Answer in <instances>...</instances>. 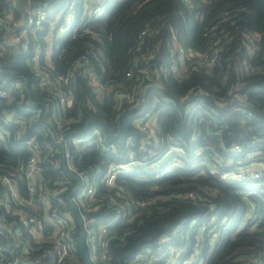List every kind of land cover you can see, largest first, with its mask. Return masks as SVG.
<instances>
[{
	"label": "trees",
	"instance_id": "1",
	"mask_svg": "<svg viewBox=\"0 0 264 264\" xmlns=\"http://www.w3.org/2000/svg\"><path fill=\"white\" fill-rule=\"evenodd\" d=\"M74 1L77 7L81 3V0H0V18L11 12L15 20L25 22L31 6L47 4L55 15ZM192 1L190 6L184 0H107L105 13L91 22V27L100 34L98 38L72 39V33L68 32L53 44L52 64L46 65L42 59V65L54 78L92 48L99 56L97 61L93 59L98 71L104 68L101 82L107 88L101 93L90 87L81 72H76L68 87L73 105L62 112L82 117L81 123L68 131L69 139L99 129L106 143L116 147L112 155L102 154L98 144L69 147L77 164L92 165L89 175L105 172L109 164L126 162L130 151L145 154L138 147L143 134L136 121L150 112L158 120L162 146L182 148L183 154L179 156L174 151L165 155L155 167L120 171L118 186L136 203L158 194L195 191L216 205L213 210L207 202L199 206L183 199L158 200L148 207L135 204L130 220L109 222L113 224L108 244L113 264H125L145 250L157 254L158 243L166 236L172 238L170 245L183 251L181 260H184L195 247L197 229L211 215L216 216L213 226L220 235L212 249L209 236L200 244L203 264H256L264 259V201L259 190L249 195L252 182L222 180L209 172L210 160L216 155L224 162H237L243 157L226 151L233 144L242 146L247 153H260L258 161L264 167V0ZM224 12H229L227 19L222 17ZM216 24L219 50L215 62L197 69L188 63L178 75L169 73L175 61L171 51L173 35L188 50L212 53L216 48L205 35ZM148 25L160 32L140 41L139 34ZM6 26L9 27L0 22V44H5L3 36L21 28ZM247 32L259 34L260 39L250 42ZM32 40L45 45L42 32L36 33ZM88 43L93 47H87ZM136 46H141L143 52L155 53L152 64L158 73V83L144 91L141 102L117 107L114 91L122 85L131 88L135 84V77L128 78L126 72L139 58ZM10 49L8 55L0 57V76L7 78L14 88L2 103L19 117L30 120L22 136L15 138L12 131L7 141L0 140V172L5 175H10L18 161L29 155L26 147L29 138L53 140L58 132L45 126L53 122V93L40 88L29 67L30 52L18 45ZM188 104H195L192 115L186 112ZM47 108L49 112L44 119ZM33 109L42 110L39 120ZM42 127L46 130H41ZM175 158L179 165H172ZM4 190L0 182V200ZM252 205L251 218H262L257 228L252 227L249 218L244 220ZM194 220L197 222L191 230L189 224ZM181 224L184 227L177 230ZM182 231H192L191 241L181 238ZM160 256L159 264H164L167 259Z\"/></svg>",
	"mask_w": 264,
	"mask_h": 264
},
{
	"label": "built area",
	"instance_id": "2",
	"mask_svg": "<svg viewBox=\"0 0 264 264\" xmlns=\"http://www.w3.org/2000/svg\"><path fill=\"white\" fill-rule=\"evenodd\" d=\"M106 1L81 0L78 7L74 1L72 4L64 5L55 15L47 4L31 6L25 22L15 20V15L11 12L0 18L1 23L9 26H6L7 29L14 26L21 27L18 32L14 31L3 36L2 42L4 41L5 44H0V57L8 55L12 45H18L21 50L30 52L29 67L37 77L40 88L53 93L51 98L53 122L45 126L58 131L53 140L39 141L34 137L29 138L26 141L29 155L18 161L10 175L0 172V182L5 186L0 200L3 205V211L0 212V264H82L79 249L82 229L78 217L83 221L89 263L113 264L108 250L113 224L109 222L130 220L131 207L135 204L148 207L158 200L183 199L199 206L202 202H207L213 210L215 209L216 205L212 199H203L195 191L158 194L136 203L123 187L118 186L117 175L120 171L129 172L138 166L155 167L165 155L174 151L179 156L183 154L182 148L162 146L158 120L150 112L144 113L136 121V127L143 134L138 147L140 151L145 152L144 155H138L135 150L130 151L126 162L109 164L105 172L98 171L94 176L88 173L92 165L80 166L75 162L74 155L69 150L71 145L77 147L81 144H98L102 147L104 152L102 154L106 155H112L116 151L114 144L106 143L99 129L92 130L88 135L69 139L68 131L74 124L81 123L82 117L80 114L76 116L62 114L63 109L73 105V96L68 87L74 82L76 72H81L87 78L90 87L95 92L101 93L107 88L101 82V72L104 68L101 72L98 71L93 59L97 61L99 56L92 48L75 58L71 67L54 78L42 65V59L46 65L52 64L53 44L57 38L68 32L72 33V39L98 38L100 34L91 27V22L101 18L105 13ZM184 1L190 6L193 5L192 0ZM228 14L229 12H224L223 19H227ZM51 16L53 18L50 20ZM217 28L218 24L205 35L213 42L215 48L218 45L215 33ZM38 32L44 33L45 45L32 40ZM159 32L158 28L148 25L140 32L139 40L142 41L147 36L156 37ZM245 35L250 42L260 39V35L256 33L247 32ZM173 37L171 51L175 61L169 73L178 75L182 66L185 67L188 63H192V68L197 69L203 65H212L217 59L218 48L212 53L196 52L186 49L181 40L174 35ZM90 46L93 47L88 43L87 47ZM136 52L139 58L132 69L126 72L128 78L135 77V84L131 88L122 85L114 91L113 99L117 107L141 102L144 91L155 87L158 83V73L152 64L155 53L143 52L141 46H136ZM8 81L7 78L0 76V140L2 141H7L12 131L15 138L22 136L27 131L30 120L27 117H19L3 105L2 101L9 98L14 88ZM15 88L22 90L18 85ZM194 107L195 104H188L186 112L192 115ZM32 113L36 120L42 116L41 109H33ZM45 128L42 127L41 130L44 131ZM172 141L169 140L170 143ZM130 142L131 140L128 144ZM226 151L243 154V157L237 162H224L222 157L216 155L210 160L209 172L222 180L252 182V190L247 193L250 195L259 190L264 201V167L258 161L260 153H247L237 144L231 145ZM179 164V160L175 158L172 165ZM65 167L80 180L79 183L68 176ZM48 172L50 174H47ZM74 189H78V192L68 198V194ZM251 210L253 212V205ZM249 219L253 228H257L262 220L261 217L252 219L251 215ZM215 221V215L205 217L195 234V247L184 260H181L183 251L170 245L172 238L166 236L159 241L157 254L145 250L135 258L125 261V264H159L162 259L160 255L167 259L164 264H203L200 244L209 236V247L212 249L220 235V231L213 226ZM196 222L194 220L189 224L191 230ZM183 227L184 224H181L177 230ZM182 232L181 238L191 241L192 231ZM256 264H264V259Z\"/></svg>",
	"mask_w": 264,
	"mask_h": 264
},
{
	"label": "water",
	"instance_id": "3",
	"mask_svg": "<svg viewBox=\"0 0 264 264\" xmlns=\"http://www.w3.org/2000/svg\"><path fill=\"white\" fill-rule=\"evenodd\" d=\"M37 104H41V105H44L43 102H39ZM37 104H33V105H37ZM49 110L47 108L46 110V113L44 115V119L46 118L47 114H48ZM90 121L87 122V124L89 123ZM86 124V125H87ZM85 130V128L83 129ZM76 133L79 132V131H75ZM65 171L66 173L68 174L69 177H71L72 179L76 180L78 183L80 182V180L72 173H70L66 167H65ZM78 192V189H74L73 191H71L69 194H68V198H70V196L76 194ZM78 220H79V225L82 229L81 231V236H80V239H79V249H80V252H81V256H82V261L83 263L82 264H90L89 263V256H88V251H87V248H86V245H85V233L83 231V221L80 217H78Z\"/></svg>",
	"mask_w": 264,
	"mask_h": 264
},
{
	"label": "rangeland",
	"instance_id": "4",
	"mask_svg": "<svg viewBox=\"0 0 264 264\" xmlns=\"http://www.w3.org/2000/svg\"><path fill=\"white\" fill-rule=\"evenodd\" d=\"M172 163H173V162H172ZM251 213H252V210H251V208H250V209H248V211H247L246 217H245V219H244L245 221L248 220V218L250 217Z\"/></svg>",
	"mask_w": 264,
	"mask_h": 264
}]
</instances>
